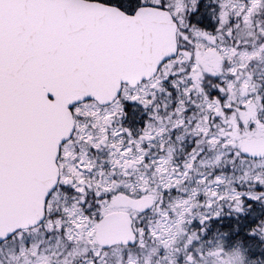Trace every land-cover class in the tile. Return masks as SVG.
Segmentation results:
<instances>
[{
	"label": "snow or ice",
	"instance_id": "1",
	"mask_svg": "<svg viewBox=\"0 0 264 264\" xmlns=\"http://www.w3.org/2000/svg\"><path fill=\"white\" fill-rule=\"evenodd\" d=\"M250 17L264 0H0V264H264V151L229 120L264 125Z\"/></svg>",
	"mask_w": 264,
	"mask_h": 264
},
{
	"label": "rangeland",
	"instance_id": "2",
	"mask_svg": "<svg viewBox=\"0 0 264 264\" xmlns=\"http://www.w3.org/2000/svg\"><path fill=\"white\" fill-rule=\"evenodd\" d=\"M248 25H250V27L252 26V28H255L257 25H264V17H256L255 18V22H253L252 18L250 17V21H249ZM248 31H249V29L246 26V27L243 28V30L240 33V35H242L244 37V36L247 35ZM251 38H252V40H250V41L254 42L256 40V38H257V33H256V35L252 34ZM242 52L246 53V50H242ZM248 56H249V54H246V55L244 54L243 56L238 58L239 60L242 61V65L244 63H246V65L248 64V61H249L248 60ZM229 57L231 58L230 54H229ZM253 57H256L258 59V63L252 64L250 67H246L244 75L250 76L251 74H255V79L252 80L251 83L259 84V83H261L262 80H264V59H260V54H259L258 51H252L251 59ZM248 87H249V82L248 81L242 82L241 90H243L245 88H248ZM254 110H255L254 107H250L247 110L237 109V111L240 113V119H242V120H244V118H242L243 112H245V111L252 112ZM251 115H253V113ZM241 136L242 135L240 133H237V134L234 135V137H239V141H240ZM228 143H231V140H229ZM177 203H179V201L174 199L172 202L169 203L168 207L169 208H173V210L176 211L174 206ZM163 211H166V210H163ZM181 211H182V209H181ZM181 211H177V215L175 217H173L171 220H167V218H165L167 220V226L165 227L163 224H161V229H162L161 235L167 236L168 233H172V234L175 235L177 240L182 238L183 225L180 223V220L182 219ZM175 224H178V227ZM237 248L239 250V246H237ZM149 252H150V250H147L144 253H142V255L145 257L146 260L150 259ZM135 254L136 253L133 252V255H135ZM242 257H243V253H242V251H240L239 252V257L236 259L235 264H243ZM223 258L224 257H221V259H223Z\"/></svg>",
	"mask_w": 264,
	"mask_h": 264
},
{
	"label": "flooded vegetation",
	"instance_id": "3",
	"mask_svg": "<svg viewBox=\"0 0 264 264\" xmlns=\"http://www.w3.org/2000/svg\"><path fill=\"white\" fill-rule=\"evenodd\" d=\"M247 28L249 29V31H248L247 35L244 36V37L248 38V37H251L252 34L256 35V32L254 31V28H252V26L250 27V25H247ZM251 40H252V38H251ZM250 43H255V41L254 42L250 41ZM251 53H252V51L249 52V51L246 50L245 55L249 54L248 60L251 59ZM229 59H231V58L229 57ZM205 63H206V66H208V70H214V66H216L218 64L217 57L209 55L207 57ZM243 65H246V63H244ZM252 113H253V115H251ZM255 115H256L255 110L252 111V112H250V111L243 112L242 118H244L245 127L243 129H238L237 123L235 122L236 121V113H232L229 116V120H230L231 125H232V133H231V135L234 136L237 133H240L241 135H243L244 133H247L248 136H253V133H255V135L259 136V135L264 134V125H259L258 124L257 128L251 129V130H249L248 127H247V122H248L249 118L255 119ZM129 119H130V121H132V120L138 121L139 120V116L138 115L130 116ZM233 142L234 141L231 140V143H233ZM143 186L147 187V183L145 182V184ZM158 195H160V194L157 193L156 190L153 188L151 192L147 193L145 197L141 198V201L150 200L151 197L158 196ZM120 196L123 197V194H120ZM114 199H119V198H114ZM131 199L132 198H129V197H123V201H125V202H127V201H129ZM137 203L139 204L140 201H138ZM157 209H159V205H157ZM110 213H116V214H119V215H122V216H127V212L123 208H113L111 210H106V215L110 214ZM175 225L178 227V224H175ZM223 259H225V258H223Z\"/></svg>",
	"mask_w": 264,
	"mask_h": 264
},
{
	"label": "water",
	"instance_id": "4",
	"mask_svg": "<svg viewBox=\"0 0 264 264\" xmlns=\"http://www.w3.org/2000/svg\"><path fill=\"white\" fill-rule=\"evenodd\" d=\"M241 147L247 148L251 151H264V137L252 138V139H243ZM107 217H112V225L106 235L109 238L115 239L118 238V233L120 230V225L123 220L117 215H108ZM99 238V236L97 237Z\"/></svg>",
	"mask_w": 264,
	"mask_h": 264
}]
</instances>
